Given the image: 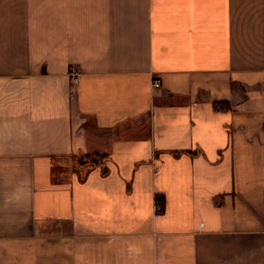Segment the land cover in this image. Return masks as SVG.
Segmentation results:
<instances>
[{"label":"crops","instance_id":"obj_1","mask_svg":"<svg viewBox=\"0 0 264 264\" xmlns=\"http://www.w3.org/2000/svg\"><path fill=\"white\" fill-rule=\"evenodd\" d=\"M0 264H264V0H0Z\"/></svg>","mask_w":264,"mask_h":264},{"label":"trees","instance_id":"obj_2","mask_svg":"<svg viewBox=\"0 0 264 264\" xmlns=\"http://www.w3.org/2000/svg\"><path fill=\"white\" fill-rule=\"evenodd\" d=\"M106 159L105 155L98 153L86 154L80 158L81 165L91 164V165H100Z\"/></svg>","mask_w":264,"mask_h":264},{"label":"built area","instance_id":"obj_3","mask_svg":"<svg viewBox=\"0 0 264 264\" xmlns=\"http://www.w3.org/2000/svg\"><path fill=\"white\" fill-rule=\"evenodd\" d=\"M72 74L74 76V79L76 80L78 75L74 71H72ZM153 86L159 87L160 86V80L159 79H154L153 80Z\"/></svg>","mask_w":264,"mask_h":264}]
</instances>
